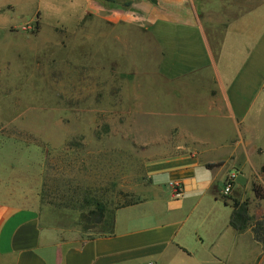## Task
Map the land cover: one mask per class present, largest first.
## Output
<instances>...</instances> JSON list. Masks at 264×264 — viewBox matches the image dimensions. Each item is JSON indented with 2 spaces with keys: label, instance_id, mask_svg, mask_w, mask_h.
Wrapping results in <instances>:
<instances>
[{
  "label": "rangeland",
  "instance_id": "1",
  "mask_svg": "<svg viewBox=\"0 0 264 264\" xmlns=\"http://www.w3.org/2000/svg\"><path fill=\"white\" fill-rule=\"evenodd\" d=\"M83 3L0 0V7H15L0 12V25L19 26L11 30L13 39L0 31V118L11 120L14 134L4 148H15L19 160L29 153L45 228L69 244L108 234L118 208L148 196L145 163L197 151L200 143L192 138L206 142L211 152L206 158L213 160L227 155V146L236 148L233 157L244 169H232L234 191L221 201L247 205L253 218L248 230L260 225L264 241V200L255 192L264 193V94L245 104L244 123L235 131L230 120H218L208 103L198 101L205 80L179 70L164 77L166 49L138 22L114 23L86 12ZM39 5L43 12L36 24L33 10ZM165 40L174 49L168 58L174 65L181 61L178 55L190 54L186 40ZM99 202L103 210L96 208ZM227 231L215 249L221 256L232 241ZM196 255L199 262L218 264L203 249ZM234 264L249 263L239 254Z\"/></svg>",
  "mask_w": 264,
  "mask_h": 264
},
{
  "label": "crops",
  "instance_id": "2",
  "mask_svg": "<svg viewBox=\"0 0 264 264\" xmlns=\"http://www.w3.org/2000/svg\"><path fill=\"white\" fill-rule=\"evenodd\" d=\"M48 1L62 6V0ZM82 2L86 12L104 14L114 23L127 18L138 22L166 49L164 77L171 78L179 70L205 80L207 87L197 96L198 101L208 103L218 120H230L235 131L244 123L245 104H255L264 94V0ZM14 10V5L0 7V12ZM181 10L185 17L176 16ZM33 11L38 24L42 6ZM17 27L8 23L0 25V31H9L13 39L11 30ZM165 36L186 40L190 54L178 55L181 61L174 65L168 60L174 49ZM9 63L7 59L2 66ZM10 121L0 118V264H211L199 262L196 253L200 249L218 264H234L239 254L249 264H264V255L260 258L264 249L259 246L263 243L255 239L254 230L236 232L230 226L233 208L221 201L224 186L235 173L232 169L238 165L244 169L242 161L233 157V145L227 146V155L213 160L206 158L211 153L206 142L191 138L189 141L200 143L197 151L147 161L148 196L118 208L108 234L69 244L41 221L37 178L30 168L29 153L19 160L15 148H4L6 142L14 141ZM242 138L239 135L238 139ZM217 164L220 166L207 167ZM175 183L183 188L180 198L173 196ZM216 212L225 217L214 216ZM227 230L232 232V241L228 254L221 256L215 249Z\"/></svg>",
  "mask_w": 264,
  "mask_h": 264
},
{
  "label": "trees",
  "instance_id": "3",
  "mask_svg": "<svg viewBox=\"0 0 264 264\" xmlns=\"http://www.w3.org/2000/svg\"><path fill=\"white\" fill-rule=\"evenodd\" d=\"M215 166H220V164L208 165L207 167L213 168ZM255 192L258 198L264 200V193L261 189L256 188ZM96 208L98 209L101 208L103 210V205L99 202L96 204ZM232 208H233V212L230 220V226L236 232L242 233L249 228L251 222L253 221V218L249 214L247 205L244 204L241 205L238 201H234ZM261 231H262V227L260 225L258 228L254 229L255 239L259 242H263L264 244V241L261 238V234H262Z\"/></svg>",
  "mask_w": 264,
  "mask_h": 264
},
{
  "label": "built area",
  "instance_id": "4",
  "mask_svg": "<svg viewBox=\"0 0 264 264\" xmlns=\"http://www.w3.org/2000/svg\"><path fill=\"white\" fill-rule=\"evenodd\" d=\"M237 178V174L236 173H231L225 186L223 189L222 194L224 196H229V194L231 193V190L233 188V185L235 183V180ZM172 192H173V196L175 198H180L183 195V188L179 183H175L172 185ZM152 264V263H150Z\"/></svg>",
  "mask_w": 264,
  "mask_h": 264
},
{
  "label": "water",
  "instance_id": "5",
  "mask_svg": "<svg viewBox=\"0 0 264 264\" xmlns=\"http://www.w3.org/2000/svg\"><path fill=\"white\" fill-rule=\"evenodd\" d=\"M262 171H263V173H264V167L262 168Z\"/></svg>",
  "mask_w": 264,
  "mask_h": 264
}]
</instances>
